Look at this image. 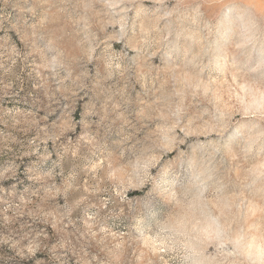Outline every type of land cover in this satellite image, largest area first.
<instances>
[{
	"label": "rangeland",
	"instance_id": "374dc122",
	"mask_svg": "<svg viewBox=\"0 0 264 264\" xmlns=\"http://www.w3.org/2000/svg\"><path fill=\"white\" fill-rule=\"evenodd\" d=\"M0 264H264V0H0Z\"/></svg>",
	"mask_w": 264,
	"mask_h": 264
}]
</instances>
